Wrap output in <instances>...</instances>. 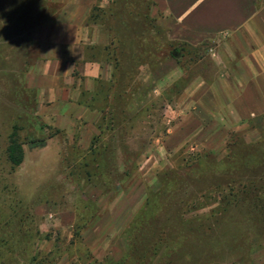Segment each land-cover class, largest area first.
Instances as JSON below:
<instances>
[{
	"label": "rangeland",
	"instance_id": "obj_1",
	"mask_svg": "<svg viewBox=\"0 0 264 264\" xmlns=\"http://www.w3.org/2000/svg\"><path fill=\"white\" fill-rule=\"evenodd\" d=\"M67 4L0 0V264H264V116L214 132L190 101L221 75L227 38L187 34L163 0H94L84 25L124 41L128 69L86 97L92 133H67L40 120L26 83L38 28Z\"/></svg>",
	"mask_w": 264,
	"mask_h": 264
},
{
	"label": "crops",
	"instance_id": "obj_2",
	"mask_svg": "<svg viewBox=\"0 0 264 264\" xmlns=\"http://www.w3.org/2000/svg\"><path fill=\"white\" fill-rule=\"evenodd\" d=\"M83 3L81 9L72 0L58 19L38 28L40 56L26 77L29 89L36 94V115L45 125L67 133H92L99 114L86 97L101 84L110 83L113 76L112 65L95 54L111 45L108 35L104 42L97 43L101 31L84 25L94 0ZM259 3L163 0L168 14L187 34L227 38L221 48L230 56L222 59L221 75L210 83L203 81L205 97L197 93L190 96L195 109L205 111L203 117L214 118V132L226 130L223 127L238 131L243 119L264 116V5ZM202 124L198 121L193 131H202Z\"/></svg>",
	"mask_w": 264,
	"mask_h": 264
},
{
	"label": "trees",
	"instance_id": "obj_3",
	"mask_svg": "<svg viewBox=\"0 0 264 264\" xmlns=\"http://www.w3.org/2000/svg\"><path fill=\"white\" fill-rule=\"evenodd\" d=\"M121 42H123V43L121 44L119 49L116 46L115 47L113 46L114 45V42H113V44L111 43V45L106 47L104 50L105 52H107V58L111 62L112 67H113V76H112V81L110 82V84H111L110 88H113V86L115 87V85L117 84V82H115L116 77H117V73H119L121 75V73H123V71H126L128 69L127 66H125V64L123 65V63H126V62H124L126 60V55H125L124 51L126 50L127 45H126V43H124V41H121ZM124 75H125V73H124ZM122 76H120L118 79H120V80L123 79ZM126 78L124 77V79H123L124 82H125ZM119 84L121 85L122 83L119 82ZM121 95L122 94H119V96H121ZM110 109H111V111H109V113H110L109 118H107V119H109L108 121L110 122V127H111L112 125H114V124L116 125L117 123H119V121H118V117H117V113H116L117 112L116 105L113 106L110 104ZM99 140H100L99 137H95L92 141V147H91L90 151H92L94 153V155L97 154L96 153V151L98 149L97 142ZM7 154H8L7 159H9V161L13 165V167H19L22 165V163L25 159V151H24L23 143L20 141V138H19L17 131L13 132L10 136V145L8 147ZM97 155H100V154H97ZM229 205H231V204H229ZM229 205H226V206H229Z\"/></svg>",
	"mask_w": 264,
	"mask_h": 264
}]
</instances>
